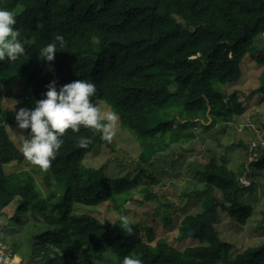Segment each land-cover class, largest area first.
<instances>
[{"label": "trees", "instance_id": "obj_1", "mask_svg": "<svg viewBox=\"0 0 264 264\" xmlns=\"http://www.w3.org/2000/svg\"><path fill=\"white\" fill-rule=\"evenodd\" d=\"M0 7L16 14L14 27L25 46L17 60L0 61V211L14 204L19 225L22 215L27 216L20 228L27 231L35 257L41 258L38 264H121L125 255H137L143 264H264V241L232 253L233 243L222 239L216 227L221 211L238 225L254 214V205L245 202L243 194L252 184L250 173L264 170V141L251 150L242 140L237 144L256 154L238 170L214 157L198 167L205 185L197 192L203 196L200 211L187 213L179 225L180 238H193L197 245L180 249L153 242V228L145 221L123 214L129 232L84 208L111 201L124 212L137 190L145 198L153 196L150 184L158 178L152 167L172 145L194 138L201 119L210 118L211 89L237 82L246 57L264 65V0H0ZM57 34L63 35L65 49L45 61L39 49ZM158 67L180 90L181 98H174L173 104L170 93L160 92L143 77ZM260 78L252 93L260 92L264 102V72ZM78 79L93 82V102L106 103L136 135V172L130 178L116 177L105 167L87 165L86 156L95 145L108 140L99 131L69 129L45 171L54 188L43 192L31 171L6 170L24 157L8 129L16 125L15 110L4 101L18 100L17 109L31 108L50 81H57L58 90ZM224 92L219 107L225 115L220 120L232 121L245 107L236 91L230 96ZM214 112L212 125L217 121ZM258 129L264 138V123ZM22 130L28 135L29 130ZM80 136L89 138L86 147L78 145ZM163 219L172 221L168 214ZM260 227L264 231V222Z\"/></svg>", "mask_w": 264, "mask_h": 264}, {"label": "rangeland", "instance_id": "obj_2", "mask_svg": "<svg viewBox=\"0 0 264 264\" xmlns=\"http://www.w3.org/2000/svg\"><path fill=\"white\" fill-rule=\"evenodd\" d=\"M242 72L237 82L224 85L222 90L211 89L207 96L210 118L201 119L202 125L196 129L195 137L187 142L172 145L164 152V157L156 161V165L151 169L158 178L150 184L153 196L145 198L144 192L137 190L132 195V199L126 203L127 210L124 212L117 211L111 201L95 207L84 206V208H89V212L110 224L123 214L134 221H145L146 226L153 228V242H166L180 249L197 245L199 242L193 238H180L179 225L187 213L200 211L203 196L197 195V192L203 190L205 185L198 167L214 157L219 162H226L230 168L238 170L243 162L254 160L256 154L247 153L248 149L245 145L237 144L242 140L249 144L251 150L260 141H264L263 134L258 133L260 131L258 128L264 123V102L260 92L252 93L260 86L264 65L246 57L242 62ZM143 77L151 79L160 92L170 93L169 104H173L174 98H181L180 90L171 85V78L163 67L150 69L144 72ZM223 90L226 96L236 91L238 100L245 107L244 113L235 114L232 121L220 120L225 115V110L219 107L224 100L221 95ZM17 101L6 99L4 106L16 110ZM103 103L101 100L96 101L97 107L102 112L110 111L106 103ZM212 111H215L213 114L217 120L214 125H212ZM117 117L111 139L95 145L85 161L87 165L105 167L109 174L116 177L130 178L136 172L135 161L139 157L140 149L136 135L121 124L119 115ZM247 125L251 128L246 129ZM8 129L14 143L21 150V145L28 135L16 125ZM6 170L9 173L31 171L43 192L54 188L51 182L50 189L45 172L25 158L21 162L9 164ZM242 179L247 185L249 184L245 175ZM250 179L252 184L243 194V198L245 202L254 205L255 211L248 222L245 225H238L236 219L222 211L216 222L221 238L233 243L232 253L264 241V231L260 227L264 222V170L256 174L251 172ZM215 195L219 196L220 191H216ZM11 204L4 209L5 211H0V264H38L41 258L35 257V250L27 231L25 228H20L26 226L28 218L22 215L19 225L15 205ZM165 214L171 216V223L163 219ZM45 221L54 222L52 219Z\"/></svg>", "mask_w": 264, "mask_h": 264}, {"label": "clouds", "instance_id": "obj_3", "mask_svg": "<svg viewBox=\"0 0 264 264\" xmlns=\"http://www.w3.org/2000/svg\"><path fill=\"white\" fill-rule=\"evenodd\" d=\"M16 24V14L0 7V61L12 62L25 53L24 38ZM65 49L63 35L57 34L54 39L39 49V57L53 61L59 50ZM43 98L37 99L34 107H20L15 110L16 126L27 129L28 137L21 145L23 157L42 172L47 171L64 143L63 136L67 130L78 132L81 127L99 131L101 138L110 140L114 134L117 115L111 111L102 112L91 98L97 93L96 85L86 79H78L59 86L52 80L46 85ZM90 142L86 136H80L77 143L86 147ZM122 228L128 227L126 216L111 221ZM59 252V249H53ZM121 264H143L137 255H125Z\"/></svg>", "mask_w": 264, "mask_h": 264}]
</instances>
